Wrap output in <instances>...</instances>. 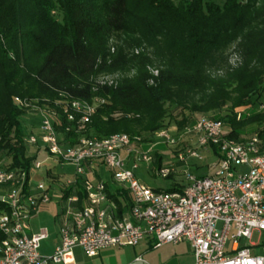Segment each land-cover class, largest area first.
Instances as JSON below:
<instances>
[{
  "label": "trees",
  "instance_id": "trees-1",
  "mask_svg": "<svg viewBox=\"0 0 264 264\" xmlns=\"http://www.w3.org/2000/svg\"><path fill=\"white\" fill-rule=\"evenodd\" d=\"M114 37L124 48L149 51L125 61L117 47L107 64ZM231 47L240 57L235 67L226 56ZM128 63L137 73L116 87L90 80ZM15 97L58 113L72 100H102L79 133L67 132L61 116L56 130L65 145L80 137L142 136L171 124L180 131L207 116L225 124V138L257 135L264 151V0H0V161L29 170L40 154L30 155L24 139L38 131L23 119L35 112L16 106ZM240 107L251 112L238 118ZM153 157L157 169L161 156ZM112 187L107 195L122 214L129 192ZM184 187L173 182L157 190ZM77 194L82 208L81 187ZM0 211H7L1 202Z\"/></svg>",
  "mask_w": 264,
  "mask_h": 264
},
{
  "label": "built area",
  "instance_id": "built-area-1",
  "mask_svg": "<svg viewBox=\"0 0 264 264\" xmlns=\"http://www.w3.org/2000/svg\"><path fill=\"white\" fill-rule=\"evenodd\" d=\"M101 102L98 98L72 100L58 113L14 98L16 106L38 116V132L26 136L24 142L32 154L43 152L46 157L42 162L36 160L29 170L0 161V202L7 208L0 211V264H71L75 248L94 257L113 246L135 247L146 237L154 239V247L187 241L193 264H264V257L252 254L242 242L249 241L253 232L264 231V151L257 135L245 142L225 138L220 121L200 117L187 130L196 137V146H183L176 158L188 165L189 160L201 158L200 151H210L217 161L214 171L198 178L185 170V187L166 192L146 186L135 174L141 164L151 163L153 154L142 136L80 137L74 145L63 144L56 130L61 116L68 123L67 132L79 133ZM151 137L178 144L168 129ZM51 160L48 174L63 166L74 171L62 180L56 175L34 179L43 162ZM103 167L111 184L129 192L130 204L122 214L107 195ZM175 172V165L155 169L165 179ZM79 187L85 194L82 208L78 207ZM65 191L70 192L67 197ZM54 197L62 204L59 241L51 255L43 256L39 249L47 231L28 234V223Z\"/></svg>",
  "mask_w": 264,
  "mask_h": 264
},
{
  "label": "rangeland",
  "instance_id": "rangeland-1",
  "mask_svg": "<svg viewBox=\"0 0 264 264\" xmlns=\"http://www.w3.org/2000/svg\"><path fill=\"white\" fill-rule=\"evenodd\" d=\"M117 47H123V52L121 55L125 59V61L129 60L133 55H141L142 53L147 54L149 50H145L143 47L141 48H124L128 47L122 44L120 39L118 37H114L109 42V57L107 64H111L112 58L115 53L117 52ZM130 47V46H129ZM228 58V63L231 67H235L240 62V57L236 50L231 47L226 54ZM148 70L151 73H154L153 68L148 67ZM213 73L221 74L220 70H217L216 68L211 69ZM137 73V65L134 63H128L126 66L119 68V69H111L106 70L98 73H94L90 80L94 83L98 84L99 86H108V87H116L118 86L123 80L130 79L134 77ZM32 101H38L37 99H30ZM32 110V109H31ZM251 112L250 108L246 107H240L234 109V113L237 115L238 118L242 117L244 114H249ZM247 114V115H248ZM200 117L195 116L194 123L199 119ZM25 125L31 126L34 125L38 131V118L35 116V114H27V116L23 119ZM192 127L186 126L183 130H178L177 127L173 124L168 126L167 128L170 131L171 136L175 137L177 140V145H170L164 143L162 140L152 139V134L143 133L142 137L145 140V144L147 147H152L153 154L158 153L161 156V166H168V165H175L176 172L174 173V178L171 179H165L157 176L155 174V166L153 164L154 157L153 154H151V163H143L139 166L138 169L135 170V174L137 178L144 183L146 186L152 188V189H167L171 187V184L173 182L186 184V180L184 178V171L188 170L191 174H193L196 177L199 176H210L212 175L214 168L216 166V157L213 155L212 152L208 151H200L201 158L198 159H192L189 160L188 165L179 163L176 158V151L183 147V146H196V137L192 136L187 133V130ZM224 130H226L225 124L223 123ZM250 136V135H249ZM249 136L246 138L248 139ZM29 153L32 154V151L29 150ZM45 154L42 152L39 155L38 160L42 162L45 158ZM54 161H49V163L45 164L43 162L42 164V170L40 173L34 174V179H44L43 173L47 166L53 165ZM60 170H65L66 172H69L70 174L74 171L73 167L71 166H63L58 167ZM101 175L103 176V179H109V172L106 168L101 169ZM48 207V208H47ZM44 208L43 210L35 220H33V226L36 230L46 228L48 232L50 233V238L47 240L42 241L41 243V249L40 252L42 254H48L50 252L51 247V237L52 234L56 232V226L53 221V215L56 209L58 208L57 204H55V199L52 200V202ZM255 233V232H254ZM243 243L248 244V241L242 240ZM162 246V245H161ZM160 247V246H159ZM168 250H177L181 254L185 255L186 257L189 256V260L191 259V248L190 244L187 241L178 243L176 245L169 244L167 246ZM49 256V255H48Z\"/></svg>",
  "mask_w": 264,
  "mask_h": 264
},
{
  "label": "crops",
  "instance_id": "crops-1",
  "mask_svg": "<svg viewBox=\"0 0 264 264\" xmlns=\"http://www.w3.org/2000/svg\"><path fill=\"white\" fill-rule=\"evenodd\" d=\"M47 163H49V161H47L45 164ZM50 168H52L51 165L45 168L42 177L48 178L49 176L53 177L54 175H56L58 180H62L64 179V177L70 174L65 170H61V169L59 170L58 168L51 169V171H49L48 174L46 171L47 169L50 170ZM104 180L108 181V184L111 185L112 188L110 190L111 193L113 192L112 186L118 187L115 184H111V181L109 179H104ZM53 199H55V204H57L58 206V208L56 209L53 215V221L56 226V232H54L52 234L53 236L51 237L52 244L50 247V252L46 255L40 252V254L43 256L51 255L59 241V223H60L59 213L61 211L62 204L58 200V197L56 198L54 197ZM43 210H41V212ZM38 215H36L34 218H32L29 221L28 229H27L28 234H34L40 230V229L36 230L33 226V220H35ZM42 229H46V228H42ZM46 231L48 237L44 240L50 238V233L48 232L47 229ZM154 243L155 241L153 238L146 237L135 247L113 246L105 250H102L97 256L94 257H87L81 248H75L73 250L74 261L71 264H193L194 259L192 255V250L190 255L191 259L189 260V256L186 257L185 255L181 254L175 249L171 251L168 250L167 246L169 244H165L160 247H154ZM248 244L252 254L264 257V231H255V233L253 232L251 239L248 241ZM40 249H41V245H40Z\"/></svg>",
  "mask_w": 264,
  "mask_h": 264
}]
</instances>
